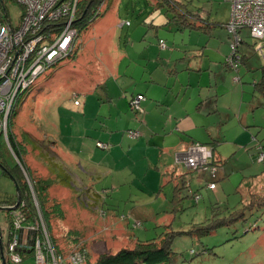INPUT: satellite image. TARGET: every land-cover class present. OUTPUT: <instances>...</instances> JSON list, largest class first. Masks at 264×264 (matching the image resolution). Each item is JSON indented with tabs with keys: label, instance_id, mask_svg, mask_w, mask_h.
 Wrapping results in <instances>:
<instances>
[{
	"label": "rangeland",
	"instance_id": "rangeland-1",
	"mask_svg": "<svg viewBox=\"0 0 264 264\" xmlns=\"http://www.w3.org/2000/svg\"><path fill=\"white\" fill-rule=\"evenodd\" d=\"M171 4L209 28L176 29L167 22L173 14ZM6 5L15 21L22 8L10 1ZM103 5L102 15L92 18L74 38L75 56L47 68L14 101L11 130L25 142L26 154L21 160L30 179L53 180L61 170L70 176L68 184L54 180L50 188L51 197L63 208V218L55 217L49 225L58 247L63 255L83 247L93 262L101 253L171 233L174 254L170 264H264V206L251 205L252 195L241 183L244 176L264 171V154L258 160V146H264V140L255 138L254 131L248 140L228 138L241 134L233 123V110L227 111L236 105L239 92L244 91L246 99L242 112L250 101L262 99L254 91L253 74H260L262 65L254 38L247 28L240 30L244 42L238 53L245 48L249 53L236 72L223 64L233 41L223 27L230 14L228 0H169L162 6L154 0H106ZM236 76L240 79H234ZM181 82L186 88L191 86L184 89V99L200 91L203 108L217 109L211 123L218 130L221 122L227 137L216 146L215 156L224 162L216 165L220 185L213 190L207 187L209 172L205 169L174 178L163 176L168 168L164 163L168 165L171 158L168 147L147 127H157L164 134V121L173 117L172 111L180 112L177 99L182 92L178 95L177 89ZM149 84L153 95L164 99L162 104L153 100L146 107ZM138 93L145 98L134 109L130 103ZM199 101L191 98L187 106L194 109ZM251 115L259 119L257 130L264 135V120ZM170 129L167 126L165 132ZM130 131L137 134L132 136ZM194 132L206 129L194 127ZM112 138L123 140V146L120 141L113 145ZM33 140L56 166H49L40 156ZM135 140L157 144L159 156L154 166L148 164L146 150ZM5 155L10 165L17 163L10 149ZM178 171L187 170L180 167ZM180 181L189 186L180 191V199L172 201L174 185ZM15 196L14 182L0 168V202L14 201ZM0 207V228L6 235L10 218L4 207L9 205ZM241 212L242 218L231 221ZM223 219L226 224L214 226ZM207 227L211 229L206 231Z\"/></svg>",
	"mask_w": 264,
	"mask_h": 264
},
{
	"label": "built area",
	"instance_id": "built-area-1",
	"mask_svg": "<svg viewBox=\"0 0 264 264\" xmlns=\"http://www.w3.org/2000/svg\"><path fill=\"white\" fill-rule=\"evenodd\" d=\"M7 1L22 8L15 21H11ZM77 1L0 0V132L5 140L11 108L17 95L29 88L51 64L66 57L73 48L77 34L73 26ZM228 1L230 14L224 27L233 41L231 52L224 62L229 69L237 72L241 58L238 46L242 41L239 33L242 28L248 29L257 43L256 50L264 56V0ZM56 22H63L58 34L52 32L51 27ZM159 43L164 46L162 40ZM235 79L239 78L236 76ZM142 99L143 95L138 94L130 103L131 107L138 108ZM78 103L74 99V104ZM130 134L134 136L137 131H130ZM97 145L103 146V143L97 141ZM258 152V160H262L264 152L261 146ZM211 158V148L201 143H192L186 151L176 154V160L182 161L188 170H208L207 187L213 190L218 186V174L216 165L210 163ZM16 161L25 176L36 210L33 215L29 214L25 200L20 198L16 206L9 205L10 223L6 235L0 228V264L2 255L6 264H83L84 253L80 249H74L67 255L56 251L39 210L33 183L20 161ZM194 196L198 198L197 194ZM30 259L32 262L28 263Z\"/></svg>",
	"mask_w": 264,
	"mask_h": 264
},
{
	"label": "trees",
	"instance_id": "trees-1",
	"mask_svg": "<svg viewBox=\"0 0 264 264\" xmlns=\"http://www.w3.org/2000/svg\"><path fill=\"white\" fill-rule=\"evenodd\" d=\"M105 1L106 0H78L77 1L75 18L73 20V26L76 27V30H77L76 37L84 29H86V27L89 25V22L92 18L102 15L103 13L102 10L104 8L103 3ZM159 1H161L160 4L162 5L164 2H168L169 0H159ZM171 8L175 11V14L173 15L171 19L174 20V23L178 26V29L180 30L184 28L199 29L203 27L199 23L195 22V20L197 19L196 17H194L191 20V18L187 17V12L180 11L179 9L175 7L174 4H171ZM198 19L204 20V18H200V17H198ZM62 25H63V22H56V23L51 24L52 32H56V34H58L59 31H61ZM75 52H76V45L73 46V48L68 52L67 56L64 58L75 56L74 54ZM60 60L51 64L49 67L57 65ZM255 86L260 91L264 90V76L262 77L259 83L255 84ZM14 106H15V102L13 103V106L10 112V121H9L8 130H7V140H5L2 133L0 132V168L4 175H7L12 179L15 187H18L20 200L22 199L25 200L28 213L33 215L35 213L34 211L36 210V206L31 197L30 190L28 188L25 176L23 172H21L22 170L20 171L21 168L18 163H15L14 165H10L6 161V158H5L6 156L5 154L6 152H8V145H9L11 152L14 154L15 158L20 161V163L24 167V170L27 171L26 166L23 165L24 163L21 160L23 159V155L26 154L25 142L23 140H18L14 132L11 130V123H13L12 117L15 115ZM33 142H34V145H33L34 148L39 150L40 156H44L43 158L48 161L49 166H51V164L55 165L56 163L54 159L48 156V154L43 150V146L37 140H33ZM206 144L212 150V158H211L210 163L213 165H218L221 163L223 164L224 160H220L217 156H215V153H214L216 142H210ZM57 166L60 169H62L61 165H57ZM174 172L175 170L172 171V173ZM188 172H191V170H187L179 174L178 177L181 175H185ZM68 177L70 176L65 175L63 173V170H61L60 174L56 175V177L53 180L49 178L38 177L35 179V182H33V180L31 179L33 183V189L37 197L36 198L37 204H38L39 210L42 213L43 219L45 221V224L48 230H49L50 221L53 218L55 217H58L59 219L63 218V208L61 204L55 201L54 198H52L50 195L51 185L54 180L55 182L59 181L63 184H68L69 182L67 181ZM188 186L189 185L187 184L186 181H180V183H177L173 188L172 201H175L176 198L180 199L179 197L180 191ZM15 202H16V199L10 202L3 201V202H0V205L2 206L3 205H13L15 204ZM250 203L251 205L257 204L259 206H264V195L258 196L256 194H252ZM243 215H244V212H241L240 214L237 215V217H232L231 221L232 220L236 221L239 219V217L242 218ZM224 220L226 219L218 220L214 224V226L226 224V221ZM210 229H211L210 227L205 228L206 231H209ZM50 236H51V239L53 241L56 251L60 253L61 255H63V250H61L58 247L51 232H50ZM172 236L173 235H171V233H165L158 240H151V241L136 240L133 243L132 247H122L115 252L101 253L95 258L93 262H90V258L88 256L87 250L83 247H80V250H82L84 253V263L83 264H170L172 261L173 254H174L173 251L171 250ZM8 263L9 262H7V264Z\"/></svg>",
	"mask_w": 264,
	"mask_h": 264
},
{
	"label": "crops",
	"instance_id": "crops-1",
	"mask_svg": "<svg viewBox=\"0 0 264 264\" xmlns=\"http://www.w3.org/2000/svg\"><path fill=\"white\" fill-rule=\"evenodd\" d=\"M154 1L157 4V6H162L160 4L161 1H159V0H154ZM169 10H171V12L173 13L172 14V17H173V15L175 14V11L171 7H169ZM196 16L200 17L198 15H196ZM172 17L169 16L167 18V22L173 23L175 25L176 29H178V26L174 23V20L171 19ZM187 17L191 18V20H192L195 16L193 17L191 14L187 13ZM149 25L155 26L152 23H150ZM205 27L209 28L207 25L203 26L201 28H205ZM212 27H214V26H212ZM223 27H224V25H223ZM185 29L194 30V29H188V28H185ZM199 29L195 28V30H199ZM206 30H208V29H206ZM243 42L244 41L242 40L241 43L243 44ZM162 48H165V46H163ZM247 52L249 53V51L245 48L244 51L241 53L240 63L241 62L243 63L246 61ZM260 57H261V61H262V65L260 67V74H258L257 72L253 74V78L256 81L255 84L259 83L260 80L262 79V77L264 76V69H263V67H264V56H262L260 54ZM184 59H185V57L181 58L180 60L184 61ZM240 63H239V65H240ZM223 64L227 69H229L228 66L225 64V62ZM192 70H194V69H192ZM226 78H228V76H226ZM152 84H149L146 87L147 96L149 97L146 100H144V102H146V107H147L148 101H149V103H151V101L155 100V101H159L161 104L164 101V99H157L153 95V92L150 91ZM255 84H254V89H255L254 91L257 90V93L259 95H261L262 99H260L257 102H253V103H252V101H250L245 108V112H242V109H243L242 103L246 102V99L244 96V91L241 90L239 92L238 99H236V105L235 106L231 105V107H228L227 111L233 110L234 114L236 115V117L233 118V123H234V125H236L238 127V132L241 133L240 135L235 136V137H228L231 140H248V138H250V134L253 133V131L255 132V134H254L255 138L257 137L259 140H264V135L259 133V131L257 130V129H259L258 128V122H257L259 119H256V118L252 119V115H251V114H254V115L260 117L262 120H264V108H261V107H264V90L260 91L255 86ZM173 86H175V85H173ZM185 88L186 87L183 86L182 82L178 84L177 94L179 95L180 92H182V94L180 95L181 97L179 99H177L180 102V112L172 111V114H174L173 117L167 118V121H164L166 124L161 129L162 132L164 131L163 132L164 134H160L157 127L153 128L147 124V127L154 134V136H156V137L158 136V139L162 140V142H163L162 146L165 148L168 147L167 154L171 158H170V163L168 165L166 163H164L165 168H167V167L168 168L165 169L163 176L169 175L171 178L178 177L179 174L183 173L181 171H178V169L180 167L183 168L184 170H188L184 166V164H180L179 161L176 162L174 154L176 155V153L178 154V153H183L184 151H186L187 147L190 144L194 143V140H207L204 143L216 142V146H217L218 143L220 142L218 140H221V138L223 140H226V138H227L224 135V133H222V130L224 129V127L222 126L223 124L221 122H219L217 125L218 130L216 129L215 124L211 123L212 122V120H211L212 114L217 109L212 110L210 108H203V106H202L203 104H201V103H202V101H204V99H202L200 91H197L196 95L194 97H192V92H191V94H189L188 97L186 99H184L185 93L187 92L186 90H184ZM190 88H191V86L189 88H186V89H190ZM166 93H167V90H166ZM138 94H140V93H138ZM75 96L76 95H74L73 97H75ZM144 98L145 97L143 95V99ZM191 98H194V101L200 100L197 103V105L194 107V109H190L189 106H187V103ZM143 99H142V101H143ZM139 103H141V100ZM191 114H192V116H191ZM167 126H170V128H171L170 132H167V131L165 132V128ZM246 126H250V127L248 129H246L245 131L242 130L243 129L242 127H246ZM194 127H203L204 129H206V132L195 133ZM219 131L221 134L219 133ZM213 136H216V138L215 139L212 138V140H211V137H213ZM112 140H113V138H112ZM119 141H120V147H122L123 146V143H122L123 140H113V142H114L113 145L115 144V146H117ZM135 143L137 145H139V147H141L142 149L146 150L145 156L147 157L148 164L151 166L153 164V166H154V162H155L156 158L159 156V154H157V150H158L157 144L154 142L153 145H145L144 144L145 142H142V140H135ZM135 143L133 144V146H134L135 150H137ZM261 147L264 150V146L261 145ZM111 148H113V147H111ZM8 149H9V147H8ZM179 150H180V152H179ZM151 152H152V155H149ZM215 152H216V147L214 149V153ZM178 166H180V167H178ZM173 170H175L174 173H172ZM176 173H178V174L176 175ZM163 176H162V180H164ZM262 178L264 179V171H261V173H259V174L257 173V174H252L250 176H244V179L241 181V183H243L245 185V188H242V189H244L245 192H247L251 195L252 194H256L258 196L264 195V181ZM218 185H220L219 181H218ZM262 185H263L262 190L257 191Z\"/></svg>",
	"mask_w": 264,
	"mask_h": 264
},
{
	"label": "water",
	"instance_id": "water-1",
	"mask_svg": "<svg viewBox=\"0 0 264 264\" xmlns=\"http://www.w3.org/2000/svg\"><path fill=\"white\" fill-rule=\"evenodd\" d=\"M15 190H16V202H15L14 206L17 205L18 200H19V189H18V187H15ZM0 208H3V207H0ZM4 208L8 209L10 207H4ZM1 263L6 264V260H5V257L3 255L1 256Z\"/></svg>",
	"mask_w": 264,
	"mask_h": 264
}]
</instances>
